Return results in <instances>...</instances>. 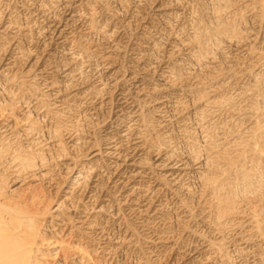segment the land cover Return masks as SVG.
I'll list each match as a JSON object with an SVG mask.
<instances>
[{
	"label": "rangeland",
	"instance_id": "obj_1",
	"mask_svg": "<svg viewBox=\"0 0 264 264\" xmlns=\"http://www.w3.org/2000/svg\"><path fill=\"white\" fill-rule=\"evenodd\" d=\"M0 104L49 132L0 116L47 174L0 172L43 236L93 264H264V0H0Z\"/></svg>",
	"mask_w": 264,
	"mask_h": 264
},
{
	"label": "bare ground",
	"instance_id": "obj_2",
	"mask_svg": "<svg viewBox=\"0 0 264 264\" xmlns=\"http://www.w3.org/2000/svg\"><path fill=\"white\" fill-rule=\"evenodd\" d=\"M68 76H71L70 73L66 74V78ZM70 78V77H69ZM1 106V104H0ZM3 106V105H2ZM10 106V105H9ZM8 107H5V109ZM3 109V108H2ZM9 109V108H8ZM2 112L4 111L1 110ZM0 111V113H1ZM5 112V111H4ZM10 112V110H9ZM8 112V113H9ZM5 114V113H4ZM7 112H6V117H7ZM13 115V113L11 114V116ZM0 116L2 117V114H0ZM30 116V115H29ZM0 117V118H1ZM4 117V116H3ZM2 117V118H3ZM4 117V121L5 124H3V127L1 129H3L4 131L9 130L11 132H14V129H16L17 127H21L23 131V134L29 137L32 135H36L38 137H43L44 136V132H47L49 134V132L47 130L42 129L41 127L38 126L36 121L29 119L27 117L23 118V119H17L13 118L9 120ZM15 117V115H14ZM32 118V117H31ZM7 119V120H6ZM3 121V119H2ZM4 121L2 123H4ZM42 121V120H41ZM40 121V122H41ZM1 126V125H0ZM20 128V129H21ZM0 129V130H1ZM18 129V128H17ZM2 130V131H3ZM10 132V133H11ZM9 133V132H8ZM16 133V132H15ZM6 134V133H5ZM18 134V133H17ZM14 135L18 136V135ZM47 134V135H48ZM3 135V134H2ZM13 135V134H12ZM21 135V134H20ZM20 135L18 137H20ZM25 136V137H26ZM35 136V137H36ZM46 136V135H45ZM1 140H3V136H0ZM8 137V136H7ZM13 137V138H14ZM22 137V135H21ZM36 137V138H38ZM58 137V136H57ZM23 138V137H22ZM17 139V137H16ZM43 139V138H42ZM51 139V138H49ZM55 139V136H54ZM53 139V140H54ZM56 140V139H55ZM58 140V139H57ZM13 141V140H12ZM37 141V140H36ZM42 141V140H41ZM41 141H37L36 144H40ZM1 142V141H0ZM7 142V141H6ZM10 142V141H9ZM32 143V142H31ZM3 145V143H1ZM0 144V172H3L4 170H9L10 174L13 177V182H15V184L11 185L14 186L16 184H20L23 183V181L28 178V177H44L45 174L43 171L41 173H39V175L37 174H33L30 173L29 170L34 169L35 167H37V165L33 164L32 159L34 157H29L28 154L24 155V154H19L17 152L18 155H11L9 152V148L7 145V147H2V145ZM10 144V143H8ZM54 144V143H53ZM52 144V146H53ZM59 144V141H57V145ZM31 145V144H30ZM35 145V144H34ZM55 145V144H54ZM51 146V144H50ZM112 146V145H111ZM21 147V146H20ZM31 147V146H30ZM12 148V147H11ZM28 148V147H27ZM25 149V147H24ZM23 149V150H24ZM30 149V148H29ZM28 149V150H29ZM108 149H110L111 151H108L107 155H112L115 154L114 151L112 150H116L115 147H109ZM25 151V150H24ZM12 152V151H11ZM103 152V151H102ZM23 153V151L21 152ZM31 153V152H30ZM40 153V152H39ZM36 153H34L32 156H34ZM39 156V155H38ZM40 157V156H39ZM37 158V155H36ZM35 158V159H36ZM34 159V160H35ZM39 161V160H38ZM40 162V161H39ZM41 163V162H40ZM42 164V163H41ZM39 166V165H38ZM82 168H78L79 172H83ZM93 170V169H92ZM5 172V171H4ZM88 172V171H87ZM92 172V171H90ZM89 172V173H90ZM29 173V174H28ZM35 173V172H34ZM84 173V172H83ZM88 173V174H89ZM1 175L4 173H0ZM10 175V176H11ZM84 175V174H83ZM82 175V176H83ZM7 176V175H6ZM4 176V177H6ZM87 176V175H86ZM85 176V180L88 179V177H90L89 175L86 177ZM77 179L78 178H82L80 174H77L75 176ZM3 177H1L0 179H2ZM75 178V179H76ZM84 178V177H83ZM5 180V179H4ZM7 180V179H6ZM79 180V179H78ZM1 182V181H0ZM12 182V183H13ZM79 182V181H78ZM11 183V182H10ZM11 183V184H12ZM81 183L82 180H81ZM80 183V184H81ZM74 184V183H73ZM1 185V183H0ZM77 185H79L77 183ZM80 186V185H79ZM10 187V184H9ZM12 188V187H11ZM16 189V187H14V190ZM72 189V188H71ZM3 188L2 186H0V264H48L45 261V257L47 259V257L51 256H59L58 260L54 262V264H93L91 262V259L89 258V256L87 255V253L78 245H75L71 242L65 241L63 240V238L61 239L60 236L59 238L55 235H57L58 231L56 230H51L50 234L52 236H43V233L40 234L36 228H35V220L34 218L28 214L22 207L19 206L18 203H10L8 202L9 199H12L10 197L9 199L6 200V198H4V194H3ZM8 192V191H7ZM5 193V190H4ZM12 193V192H11ZM69 195V194H68ZM19 197V196H18ZM32 199V198H31ZM14 202V201H13ZM24 202V201H23ZM32 203V202H31ZM62 203V202H61ZM61 203H59V206L61 205ZM26 204V203H24ZM48 204V203H47ZM24 206V205H21ZM29 206V205H28ZM33 206V205H32ZM101 207V206H100ZM46 208V207H45ZM50 209V208H48ZM46 209V210H48ZM229 209V208H228ZM100 210V209H99ZM103 210V209H102ZM105 210V209H104ZM28 211V210H27ZM44 211V210H43ZM57 211V210H56ZM34 212V211H33ZM31 213V212H30ZM31 214H35V213H31ZM35 216H37L35 214ZM45 216V215H44ZM39 218L41 217V215L39 214L38 216ZM37 218V217H35ZM38 218V219H39ZM62 219V218H61ZM77 220V219H76ZM37 221V220H36ZM47 222V221H46ZM41 223V222H40ZM39 224V223H38ZM56 224V223H55ZM69 224V223H68ZM37 225V224H36ZM89 225V224H88ZM38 226V225H37ZM46 226V225H45ZM50 227V226H48ZM66 227V226H65ZM40 228V225L39 227ZM55 229V228H54ZM71 229V228H70ZM102 229V228H100ZM74 230V229H73ZM103 231V230H102ZM49 232V231H48ZM60 233V232H59ZM73 233V232H72ZM75 233V232H74ZM101 233V232H100ZM75 238V237H74ZM85 238V237H83ZM99 238V237H98ZM75 240V239H74ZM104 240V239H103ZM106 242V241H105ZM87 243V242H86ZM100 243V242H99ZM98 243V244H99ZM107 243V242H106ZM101 244V243H100ZM86 245V244H85ZM105 245V244H104ZM101 246V245H100ZM108 246V245H107ZM116 249V248H115ZM55 251V252H54ZM105 251V250H104ZM109 251V250H108ZM112 252V251H111ZM105 253V252H104ZM108 253V252H107ZM116 254V253H115ZM117 255V254H116ZM103 256V255H102ZM101 257V256H100ZM115 257V256H114ZM102 258V257H101ZM105 258V257H104ZM49 259V258H48ZM54 259V258H53ZM106 259V258H105ZM107 260V259H106ZM113 260V259H112ZM51 261V260H50ZM49 262V261H48ZM98 262V261H97ZM96 262V264H97ZM102 262V261H101ZM111 262V261H109ZM246 262V261H245ZM53 263V262H52ZM106 263V262H105ZM248 263V262H247ZM51 264V263H50ZM243 264V263H242Z\"/></svg>",
	"mask_w": 264,
	"mask_h": 264
}]
</instances>
